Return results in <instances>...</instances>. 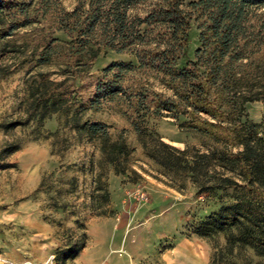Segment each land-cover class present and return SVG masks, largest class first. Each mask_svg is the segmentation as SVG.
<instances>
[{"label":"trees","instance_id":"16d2710c","mask_svg":"<svg viewBox=\"0 0 264 264\" xmlns=\"http://www.w3.org/2000/svg\"><path fill=\"white\" fill-rule=\"evenodd\" d=\"M40 5L46 8L43 19L50 11L51 33L60 32L66 40L45 42L37 64H60L55 72L30 79L22 119L5 129L30 124L41 128L80 100L91 106L117 98L143 155L165 183L179 190L192 187L200 194L231 192V202L199 231L227 233L224 247L213 253L209 264H264V16L251 15V9L264 7V0H76L71 11L55 5L51 9L47 0ZM31 6L24 0H0V62L22 53L23 48L9 47L8 40L35 23ZM140 6L141 15L130 14ZM192 24L198 48L180 67ZM101 50L130 54L136 66L115 62L82 83ZM149 76L168 94L154 90ZM248 102L262 103L259 123L247 118ZM163 115L182 121L179 129L198 136L200 146L179 149L163 141L149 128L150 120ZM72 121L77 134L97 142L102 161L115 174L141 177L130 171L134 149L123 132L113 139L103 123L80 124L77 114ZM19 146L7 144L0 156ZM102 198L108 201L107 195ZM84 243L80 235L61 262L76 257Z\"/></svg>","mask_w":264,"mask_h":264},{"label":"rangeland","instance_id":"374dc122","mask_svg":"<svg viewBox=\"0 0 264 264\" xmlns=\"http://www.w3.org/2000/svg\"><path fill=\"white\" fill-rule=\"evenodd\" d=\"M24 1L31 3L35 23L8 40L9 47L23 48L22 53L6 55L0 62V151L9 143H20L16 152L0 154V264H76L75 257L61 262V256L80 235L85 237L84 247L91 235L122 236L118 254L103 264L115 256L126 259L127 264H209L213 253L224 247L227 233L200 235L199 231L222 205L231 202V192L200 194L192 187L179 190L165 183L143 155L139 138L121 115L117 98L91 106L80 100L45 120L41 128L30 124L5 129L22 119L30 79L37 73L55 72L60 64L54 60L38 65L42 46L50 39L66 40L60 32L51 33L50 11L43 19L46 8L41 7V0ZM47 1L51 9L55 5L71 11L76 5V0ZM143 10L140 6L130 14L141 15ZM251 15L263 17L264 7L251 9ZM197 41L198 31L192 24L188 52L180 67L192 59ZM115 62L136 66L130 54L119 56L101 50L82 83L96 79ZM148 78L154 90L168 94ZM244 111L251 122L259 123L263 105L248 102ZM74 114L80 124L103 123L113 139L123 132L134 149L130 171L141 177L130 172L115 174L102 161L97 142L76 133ZM181 123L163 115L150 120L149 128L179 149L185 145L199 147L201 139L181 131Z\"/></svg>","mask_w":264,"mask_h":264},{"label":"crops","instance_id":"0c3cea01","mask_svg":"<svg viewBox=\"0 0 264 264\" xmlns=\"http://www.w3.org/2000/svg\"><path fill=\"white\" fill-rule=\"evenodd\" d=\"M121 239L122 236L119 235H91L73 262L76 264H103L110 256L118 254ZM107 264H127V260L115 256L108 260Z\"/></svg>","mask_w":264,"mask_h":264}]
</instances>
